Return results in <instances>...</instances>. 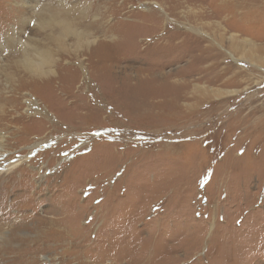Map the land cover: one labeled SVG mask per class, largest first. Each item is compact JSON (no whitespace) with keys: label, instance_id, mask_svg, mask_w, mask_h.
I'll return each instance as SVG.
<instances>
[{"label":"rangeland","instance_id":"1","mask_svg":"<svg viewBox=\"0 0 264 264\" xmlns=\"http://www.w3.org/2000/svg\"><path fill=\"white\" fill-rule=\"evenodd\" d=\"M0 60V264H264V0H0Z\"/></svg>","mask_w":264,"mask_h":264},{"label":"bare ground","instance_id":"2","mask_svg":"<svg viewBox=\"0 0 264 264\" xmlns=\"http://www.w3.org/2000/svg\"><path fill=\"white\" fill-rule=\"evenodd\" d=\"M152 16L155 17V15H153V14H152ZM60 25H61V27H60L61 29H65V32L67 35L71 34V31L68 29L67 23L61 22ZM126 26H127V24L121 23L118 25L117 28L115 26H108L107 28L102 27L103 29H100L102 34H103L102 38H99L101 36H94L93 32L91 34H89L90 33L89 32L88 36L84 35V34L83 35L85 36V38L87 40L86 43H87L88 47L91 45H93V46L97 45L98 47L100 46L99 48H103V47H101V45H105V47H108V46L112 47L113 41H111L112 40L111 35H114V37H116V38H121L120 35H123L122 30L127 29ZM116 30H118L119 33H117ZM108 39H110V40H108ZM113 39H115V38H113ZM120 40L121 39H119V41ZM119 49L118 48L114 49L115 52H116V50H118L116 52V54H115V52H111V51L110 52H104L105 54H104V57L102 58V60H105L106 62H110V61L114 60L115 58L122 57L123 56V55H121L122 52H120ZM23 57H24V61L22 62L21 65L26 70V72L24 71L25 74H23V75H25L24 77H27V80H26L27 82H29V81L32 82V80H33L34 83H36L35 84L36 90H38V88H39V87H36L37 84H39V85L42 84L44 86V84H46L47 81H50L51 78L53 79V75L57 74L56 69H54V63L56 62L57 58L54 57V54L51 53V51H48V50H46V51H35V52H33L32 55H30V54L26 55V53L24 52ZM0 66L3 67V63H1ZM11 99H12V101H14V99L12 97L8 98L9 101H11ZM28 101H30V105L36 107L39 112L43 113L46 116H49L47 111L43 107H40L39 103L34 98L32 100H28ZM42 102H43L42 104L45 103V101H43V100H42ZM0 151H1V153L5 151V149H4V136L3 135L0 136Z\"/></svg>","mask_w":264,"mask_h":264},{"label":"snow or ice","instance_id":"3","mask_svg":"<svg viewBox=\"0 0 264 264\" xmlns=\"http://www.w3.org/2000/svg\"><path fill=\"white\" fill-rule=\"evenodd\" d=\"M97 135H99V133H97Z\"/></svg>","mask_w":264,"mask_h":264}]
</instances>
